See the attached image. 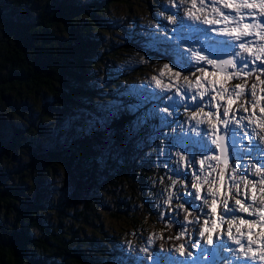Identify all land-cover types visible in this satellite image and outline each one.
Instances as JSON below:
<instances>
[{
  "label": "rangeland",
  "instance_id": "rangeland-1",
  "mask_svg": "<svg viewBox=\"0 0 264 264\" xmlns=\"http://www.w3.org/2000/svg\"><path fill=\"white\" fill-rule=\"evenodd\" d=\"M85 1L82 0V2ZM196 4L197 8L202 7V11L196 12L202 19L204 16L213 18L211 9L214 6L220 7L226 14L235 15L232 9H223L222 4H214L213 0H204L203 6L200 0H196ZM191 7L192 0H184L183 3L181 0H116L113 2L102 15L99 32H95L94 40L96 42L100 40L101 43H97V50L89 57L92 63L87 67L88 86L94 89L95 94L84 97L83 100L91 104L95 111L88 113L87 109L74 108L63 115L55 113L53 119L46 122L51 133L44 131L43 135L38 136V133L31 132L30 135L34 134V137L28 136L25 139L23 151L19 154L20 161L23 163L29 159L31 153L39 151L38 145H41L44 139L53 142L57 135L62 141L66 139L70 142L74 139L66 131L70 129L67 122L70 117L58 116H88L83 123V129L98 131L102 134L99 144L95 142L92 149L96 154L97 176L100 175V177H98L96 194L91 199L85 197L83 200L81 197L79 201L75 200L73 183L69 179L64 180L63 169L57 165L50 179L40 183L43 184L40 187L47 186L46 191L41 190L45 209L43 213L38 214V218L42 225L56 228L60 234L68 233L69 236H77L76 245L83 247L91 254L106 249L104 251L109 252L108 256L112 260L133 264H140L142 261H145V264H160L161 261L164 264H234L236 260L228 249L238 246L228 239L226 234L228 223L221 221L222 216L224 221L231 220V215L223 213L221 201L227 197L229 207H238L235 205L236 199H241L246 204L252 203V185L247 184L246 181L242 183L240 177L247 174L249 180L259 179L251 173L254 171L252 165L259 167L264 164V151H256L257 146L264 149V139H262L264 129L240 118L255 113L253 119L257 123L261 122L259 118L264 116L261 112V108L264 107V83H261L264 81V73L260 71L261 61H257L255 64H249V68L254 69L251 75L228 79L226 73L219 74L212 65L204 61L197 62L194 52H199L200 55L209 59L232 57L230 55L232 48L226 46L225 42L227 45H236L235 51L239 52L240 41L230 38L221 31V29L234 27V24L223 22L204 24L202 20L190 19L187 13ZM255 11L260 10L257 8ZM170 16L175 23L168 19ZM252 21L253 19H246L244 22ZM248 40H254V38L246 37L245 41ZM257 47L258 44L254 41L252 45L254 53ZM185 58L190 63H185ZM165 64L169 65L171 72L164 69ZM200 68L206 69V72L201 73L198 71ZM162 70L165 73L163 76L160 75ZM233 71L235 69L228 70V72ZM175 72H180V77H176ZM257 75L259 79L256 78ZM154 76L160 81V86H157L156 81L152 79ZM185 77L187 81L192 82L191 85L185 81ZM250 79L252 83L248 84L243 97L237 99L235 95L229 96V92L235 85L242 84L243 81L248 82ZM253 84L256 85L255 100L249 94ZM222 89L229 91L224 92ZM200 92L205 93L203 98L200 97ZM24 93V102H16L19 107L16 111L20 114L19 116H22L24 124L28 125L30 118L38 116V112L41 111L44 95L41 91ZM193 95L196 96L195 100L192 99ZM229 99L232 100L231 105L228 103ZM256 101H258L257 106L252 108L251 103ZM241 105L247 107L248 111L244 112ZM226 107L229 108L228 117L223 115ZM125 108L138 116L135 118L133 133L142 131L139 137L132 134L136 141L133 157H136L139 160L138 164L148 171V176L143 183L156 212L154 213L156 216L150 219L144 211L145 197L139 192L133 195L134 192L130 191L124 183L121 184V190H118L114 199H110L109 195L112 189L111 181L119 174L114 168L105 167V161L113 153L116 155L117 146L105 131L106 124L101 116H117L125 111ZM2 110L8 116L12 111L14 112L7 107H3ZM208 113L212 115L209 116ZM193 114H196V119H192ZM155 117L162 118L158 121L159 126L156 123L152 124ZM197 120L203 122L197 124ZM222 120L232 121L228 125L229 129L236 130V144L235 149L232 147V152L234 156L242 157L233 161L232 168L224 179H221V173L215 167L219 160L218 149L204 153L209 159L205 162L204 170L200 171L199 161L202 156L199 146L193 144L194 140H199L203 136L211 145L213 126L218 129L217 138L225 133L224 125L220 123ZM238 120H240L239 125L235 123ZM18 124L22 125V123ZM73 128L81 130L82 127L76 125ZM206 131L207 136H205ZM211 146L215 148V145ZM193 150L196 151V162L190 164ZM213 156L218 159H211ZM209 164L212 167H208ZM104 168L108 172L107 177H103ZM233 168H236L235 172ZM139 173L140 171L137 174ZM18 175L19 173L13 171L7 177L12 176V179L17 181ZM197 176L200 177L199 181L196 179ZM233 176L236 177L235 181L232 179ZM25 177L26 183H29L26 186L30 189L35 176L33 178L32 175L26 174ZM225 181L227 189H224ZM216 183L217 187H214ZM193 184L197 187L194 188ZM205 184H212L213 189L210 191L207 187L202 192ZM233 184H238L239 189L232 187ZM259 187L255 193L257 201L255 207H259V202L264 201V192H261ZM32 188L25 196L29 200L34 199L35 191ZM123 192L128 194L126 199L131 201L128 213L133 216L132 219H139L135 229L129 225H133L127 219L130 220V217L123 219L113 217V213H120L117 209L122 203L119 204L118 197L121 198L122 196L119 195ZM192 194L195 205L200 206L198 202L202 203L200 207L202 217L188 220L183 202L192 198ZM88 199L89 207L85 209L84 203ZM205 199L208 201L207 204L204 203ZM214 199L215 212L212 210ZM114 200H117L118 204ZM236 216L246 220L254 219L247 213L237 212ZM154 220L164 225L167 222L162 220H167L168 223L173 220L177 224L178 231L175 238L186 236V242L183 244L185 255L181 256L172 244L166 245L165 251H162L158 244L154 246L159 236L161 237L160 231L156 228L157 222L155 224ZM262 223L261 235H256L260 240H264V222ZM189 225L193 227L187 236L184 231ZM205 227L208 231L204 237H201L200 231ZM236 227H240L245 234L249 231L248 225H241L239 219L232 227L234 235H238ZM30 233L40 235L37 230ZM209 234L213 238L211 246L207 245ZM221 245L225 247L222 248ZM151 249L154 251L152 252ZM189 252L192 253L191 256L187 255Z\"/></svg>",
  "mask_w": 264,
  "mask_h": 264
},
{
  "label": "trees",
  "instance_id": "trees-1",
  "mask_svg": "<svg viewBox=\"0 0 264 264\" xmlns=\"http://www.w3.org/2000/svg\"><path fill=\"white\" fill-rule=\"evenodd\" d=\"M115 1L0 0V264H133L112 260L109 252L104 251L106 249L91 254L76 245L77 236L60 234L49 225L44 227L38 218L45 209L41 190H47V186L40 187L43 185L40 183L50 179L55 165L63 169L64 180L69 179L73 183L75 200L81 197L83 200L85 197L91 199L96 194L100 175L97 176L96 154L92 149L95 142L99 144L102 134L83 129L88 116H58L70 117L67 119L70 129L66 131L74 139L62 141L58 135L53 142L44 139L38 145L39 151L31 153L27 161L21 162L19 156L25 139L34 137L31 132L38 133V136L44 131L50 132L46 122L53 119L55 113L63 115L74 108L87 109L88 113L95 111L83 100L95 94L94 89L88 86L87 67L92 63L89 57L97 50V43H101L94 39L95 32H99L102 15ZM26 91H41L45 97L38 116H32L28 125L16 111L19 108L16 102H24ZM3 107L14 112L8 116ZM137 117L130 109L117 116H101L106 124L105 131L117 146L116 155L113 153L105 161V167L110 166L119 174L111 181L112 189L108 187L111 189L110 199L117 196L124 183L134 192L133 195L139 192L145 197L144 211L150 219L156 216V212L143 183L148 171L133 157L136 144L133 135L139 137L142 134L141 130L133 133ZM160 119L155 117L152 124L159 126ZM75 124L80 125L81 130L73 128ZM232 163L230 160L225 165L218 161L215 165L221 179L228 174ZM11 170L19 173L17 181L12 176L7 177ZM103 172V177H107L105 168ZM26 174L35 176L31 187L35 191L33 200L25 197L31 189L26 186L29 185ZM207 187L213 189L212 184H205L202 192ZM127 195L124 192L119 195L122 196L118 197L119 204L122 203L117 209L120 213H113V217H130L127 219L133 225H129L135 229L139 219H132L128 213L131 201L126 199ZM193 198L192 194V198L183 202L188 220L201 217L202 203L195 205ZM89 199L84 203L85 209L89 207ZM114 202L118 204L117 200ZM162 221L167 223L164 225L154 220L161 234L154 246L158 244L164 250L170 244L179 247L182 236L175 238L177 224L173 220L169 223ZM34 230L40 235L30 233Z\"/></svg>",
  "mask_w": 264,
  "mask_h": 264
},
{
  "label": "snow or ice",
  "instance_id": "snow-or-ice-1",
  "mask_svg": "<svg viewBox=\"0 0 264 264\" xmlns=\"http://www.w3.org/2000/svg\"><path fill=\"white\" fill-rule=\"evenodd\" d=\"M184 0H181V3H183ZM213 3H219L222 4L223 9H232L235 13L233 15L232 13H225L220 7H212L211 13L213 14V18L209 19L207 16H204L203 19L201 18L200 15H197L196 12L202 11L201 8H197L196 0H192V7L189 9L187 15L190 19L193 20H202V23L204 24H221L222 22L227 24L231 23L234 24V27L231 28H226V29H221V31L225 32L226 35H228L230 38L240 41L238 47H239V52L235 51L236 45H227V42H225L226 46L232 48V52L230 55L233 57L231 59H209L206 56L200 55L199 52H194L193 55L196 59L197 62L199 61H204L205 63L212 65L214 68L218 65V71L224 72L227 74L228 79L232 78H240L244 76L251 75L254 69L249 68V64H255L257 61H261L260 65V71L264 73V0H213ZM201 6L204 4V0H200ZM259 9V12H256V9ZM195 9V11H193ZM168 19L175 23V20L173 17H168ZM246 19H253L256 20L255 23H246L244 22ZM253 37L254 40H248L245 41L246 37ZM254 41L258 44V47L256 49V52H253L252 45ZM229 54V53H225ZM250 58V59H249ZM185 63H190L189 60L185 58ZM164 69H167L169 72L172 71V69L169 67L168 64L164 65ZM229 69H235L233 72H228ZM201 73L206 72V69L200 68L198 69ZM165 73L162 70L160 75L163 76ZM174 75L176 77H180V72H175ZM257 79H259V75L256 76ZM153 80L156 81L157 86H160V81L154 76L152 78ZM185 81H187V77L184 78ZM199 80V78H197ZM189 85H191V81H187ZM261 83H264V81H261ZM255 88L256 85L253 84L251 86V90L249 94L255 100ZM239 89V91H237ZM179 91V89H177ZM224 92H228V89H222ZM246 92V82L244 85L242 84H237L231 91L229 92V96L235 95L237 99H240L245 95ZM186 94V93H185ZM200 97L203 98L205 95L204 92L199 93ZM193 100L196 99V96L193 95L192 97ZM214 99V97H213ZM229 105H231L232 100L229 99L228 101ZM258 101L251 103V107L255 108L257 106ZM241 108H243L244 112L248 111V108L245 107L244 105H241ZM165 111H167V108H165ZM202 111V110H201ZM261 112L264 113V107L261 108ZM209 116L212 115V113H208ZM223 115L225 117L229 116V108H225ZM256 114L253 113L247 117H241L240 120H248L250 124H256L257 127H260L264 129V116H261L260 123H257L255 119H253V116ZM192 119H196V114H193ZM240 120L236 121L235 123L237 125L240 124ZM203 121L197 120V124L202 123ZM224 125L225 128V133L224 135L219 136L217 138V131L218 129L213 126L212 131H211V145H215V148H213L211 145L208 144L207 140L204 139V137H200L199 140H194L193 144L199 146V151L202 156V159L199 161L201 165L200 171L204 170V165L205 162L209 159V157L205 156L204 153L207 151H216L217 149L220 150L221 155L224 157L223 162L225 165H227V147L223 143L225 139L228 136L232 137V147L235 149V136H236V130L235 129H229L228 125L232 123V121L229 120H222L220 121ZM255 131V129H253ZM208 135V132H205V136ZM245 135H249V133H245ZM264 139V137H262ZM257 152L264 151V149L259 148L257 146L256 148ZM183 159V157H182ZM211 159H218L217 157L213 156ZM234 159H242V157L239 156H234ZM196 162V151L193 150L191 151V159L189 161L190 164H194ZM208 167H212L211 164L208 165ZM239 167V165H237ZM254 168V171L251 173V175L258 177L259 179L257 180H249L247 174L244 176L240 177V181L247 182V184L252 185V203L251 204H246L245 202H242L241 199H236L235 200V205L238 207H229L228 203V198L225 197L222 201V211L225 215L230 214L231 215V220L224 221V217H221L222 222H227L228 223V228L226 230V234L228 236V239L235 243L238 247L237 248H229L228 250L232 252L233 256L236 257V260L234 261V264H264V240L260 241V247L253 248L254 244H257V241L252 239L251 232L249 231L248 234H245L244 232L241 231L240 227H236V233L238 235H234L232 233V227L235 224L236 220H240L241 225H248L249 230L256 225L257 223L264 222V201L259 202V207H255L254 205L257 204V201L255 200V193L256 189L264 185V164H261V166L257 167L256 165H252ZM236 171V168H233V172ZM186 175V173H185ZM197 181L200 180V177H196ZM232 179L235 181L236 177L233 176ZM175 183V182H174ZM247 184H245V187H247ZM194 188L197 187L196 184L192 185ZM232 187L236 188L237 190L239 189L238 184H233ZM259 190L261 192H264V187H259ZM211 191V190H210ZM197 192H199V189H197ZM237 195H239V191H237ZM205 204L208 203V201L205 199L204 201ZM215 199L213 200V206L212 210L215 212ZM183 207V205H181ZM247 213L249 216L254 217L253 220H246L242 217H237L236 213ZM191 223V221H190ZM205 225H207V221H205ZM208 231L207 227H205L202 231H200V236L204 237L205 233ZM183 235V233H181ZM179 238V237H177ZM213 244V238L212 235L209 234L207 236V245L211 246ZM197 246H199L197 244ZM221 247H225L224 245H221ZM176 251L180 253L181 256L185 255V248L184 245L181 244L179 247L176 248ZM203 251V250H202ZM188 256H191L192 253L189 252L187 253Z\"/></svg>",
  "mask_w": 264,
  "mask_h": 264
},
{
  "label": "water",
  "instance_id": "water-1",
  "mask_svg": "<svg viewBox=\"0 0 264 264\" xmlns=\"http://www.w3.org/2000/svg\"><path fill=\"white\" fill-rule=\"evenodd\" d=\"M252 23H254V22H252ZM229 59H231V58H229ZM218 65L215 67L217 70H218ZM220 72V71H219ZM220 73H222V72H220ZM221 136V135H220ZM223 143L226 145V147H227V156L229 155V151H230V140H229V137H227L226 139H225V141H223ZM219 153H220V157L221 158H223V156L221 155V152H220V150H219Z\"/></svg>",
  "mask_w": 264,
  "mask_h": 264
},
{
  "label": "bare ground",
  "instance_id": "bare-ground-1",
  "mask_svg": "<svg viewBox=\"0 0 264 264\" xmlns=\"http://www.w3.org/2000/svg\"><path fill=\"white\" fill-rule=\"evenodd\" d=\"M256 237V236H255Z\"/></svg>",
  "mask_w": 264,
  "mask_h": 264
}]
</instances>
